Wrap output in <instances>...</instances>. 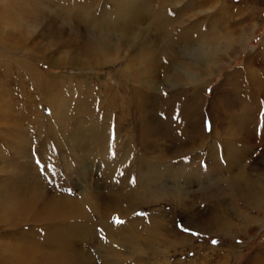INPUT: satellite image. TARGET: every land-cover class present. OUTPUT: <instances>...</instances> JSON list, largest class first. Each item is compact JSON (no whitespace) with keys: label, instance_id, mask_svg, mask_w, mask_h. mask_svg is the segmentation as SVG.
Segmentation results:
<instances>
[{"label":"rangeland","instance_id":"obj_1","mask_svg":"<svg viewBox=\"0 0 264 264\" xmlns=\"http://www.w3.org/2000/svg\"><path fill=\"white\" fill-rule=\"evenodd\" d=\"M16 1L19 3V0H11V2L10 0H0V7L2 8H0V38L6 27L7 31L11 28L8 19L3 22L1 18L3 20L4 17L13 16V11L16 16L21 15L19 12H22V10L18 3L15 4ZM47 1L57 15L50 11L45 21L42 22V26L30 28L28 31L18 30L21 39L18 35L0 39V45L4 44L3 46L9 49H15L12 54L14 55L13 58L15 57L14 60L0 57V63L11 64L13 70V73L10 74L6 72L7 70L2 66L3 64H0V90L2 89L0 91V194L9 186H13L14 191H24L27 196L41 188L42 191L45 189L44 193L48 194L49 197L76 200L80 197L81 190L88 187L94 196H101L109 192L108 187L117 190L122 189L121 184L126 181L127 177L129 180L137 182L140 179L139 174L145 173L142 166L147 167L150 160H155L159 156L171 160L168 162H172L177 168L183 167L186 171H191V174L187 175V179H182L179 183L183 187L191 186L188 183L193 179L195 184L198 185L193 186L192 190L197 191V193L211 183L214 184L211 180L217 175L215 173L222 175L237 173L239 171L237 170L238 166L242 165V170L239 169L244 171L250 178L264 180V0H259V3L253 5L254 11L258 14L253 21L255 25L252 23L254 28H251L254 30L248 47L243 52L235 55V58H229L230 60L228 59L220 64L223 67L217 68L216 74L213 73V76L206 81L202 98L194 96L188 90L185 93V88L170 85L167 80L169 73L165 70L171 64L169 53L160 56L159 64L153 68V72L149 75L145 74L146 79L150 80L151 78V80H154L152 88H141L139 87L140 84L129 81L128 77L120 75L119 71L125 68V60H119L116 64L101 63V65L97 60V56L94 54L88 56L84 42L94 37L96 32L93 29L94 26L110 21L111 17L115 21L120 15L122 0ZM217 1L219 0H212L211 4L209 3L210 5L207 4L203 9L201 8V11L206 12L205 15L233 16L231 20H234L240 29H243L245 24H242L239 18L241 10L239 8L238 12L235 13V11L238 7L247 4L252 5L253 2L251 0H220V4L214 9L213 7ZM224 3L230 8L229 14L220 13ZM17 6L18 8H16ZM172 10L174 11L175 8L173 7ZM198 11L196 10V12ZM83 17L84 19H82ZM85 18L89 21L83 22L82 20H86ZM228 23L222 24V26L209 22L204 24L207 34L205 38L218 36L219 39H223L222 41H226L224 38H227L228 33L232 30V23L230 21ZM56 24H59V27ZM219 29L222 30L218 32ZM2 48L0 46V53L10 55V52ZM123 53L125 54V50H123ZM135 54L134 52L126 53L131 60V64ZM258 54L261 56L259 57ZM24 60L44 74L43 83L33 85V82H31L32 84L29 82L27 69L24 70L26 67L22 63ZM142 61L137 58L135 63L137 65L139 63L141 66ZM248 61L250 62V68H247L249 71H246L245 68L249 66L246 65ZM172 69H177V63L172 64ZM240 70H243V73L237 75L236 72ZM24 72L27 74L23 75ZM246 72H254L256 74H253L254 79L250 80ZM17 73L21 76V80H19ZM26 81L28 84H26ZM255 97L258 98L255 99ZM153 102L155 103L153 104ZM253 102L258 105V114L262 112V115H260L262 122L256 126V130L252 133L248 134L250 131H244L240 134L238 132L242 129L241 123L238 122L240 112ZM145 104L153 107L147 108L148 106ZM224 104L228 105L227 108L232 109L229 123L225 121L230 134L238 133L244 138L240 142L234 141L231 149L228 150L223 149L226 142L223 144L219 138L211 134L214 130L215 118L217 121L215 131L216 133L221 131L220 125L221 122L224 124V120L220 116L219 110ZM142 105L147 110L142 111ZM148 117L154 120L160 119L164 126L160 125L157 129L156 122L152 123L151 120L149 122ZM234 119L236 121H233ZM146 121L152 123V126H156V130L147 128L146 124L148 123ZM71 122L73 123L71 124ZM75 124L78 125L75 126ZM64 126H66V129L70 127L69 130L75 126V128H72L73 132L80 128L77 134L80 135L79 139H81L68 141L61 135L54 138L53 131L59 134ZM204 127L208 136L207 144L213 145L217 151H209L208 146L195 150L194 153L193 150L187 148L179 150L174 148L175 146L173 147L175 137L182 140L184 137L188 138L189 135H193L197 143L202 139L204 140ZM90 128L99 130L102 136L105 135L107 141L104 142V145L106 144L107 147H102L104 141L102 137L99 138L101 145L98 148L97 146L90 147L97 140L91 135L93 131L89 134L88 130L90 131ZM82 133L88 134L86 139H84L86 135ZM84 135V141H82L81 136ZM148 138L157 141L158 149H144L145 152L141 153V142ZM77 140L83 142V149L80 146L76 148L79 143ZM180 142L176 145L178 146ZM184 149L185 152L183 153L185 154H179ZM89 151L90 154H88ZM176 151H179V153ZM174 155L178 158H174ZM229 155L232 157L229 158ZM130 159H142L144 161L141 165L128 162L125 168L120 167L123 161ZM239 161L241 165L238 163ZM79 163H81L80 165L85 163L88 166L81 167ZM45 165H47V169H45ZM111 166L117 167L114 178L116 185L108 182V175L104 172L110 169ZM22 167L25 169L23 170ZM84 174H87L89 178L80 184L77 176ZM200 177L211 179L207 181V183H210L207 185L200 184ZM12 181L13 183L10 184ZM16 183H18V186ZM96 201L97 203L102 201L107 205L105 199L98 200L96 198ZM137 202L132 205L133 208L131 207L130 213L115 214L114 211L110 212V210L108 212L110 223H114L118 227L123 226L125 230L132 229L137 225L136 221L139 222L135 234L142 238L151 237L150 229H147L150 226L147 225L148 223L153 221L162 223L164 229L155 230L157 235L152 246L157 252L163 253L153 256L149 251H143L139 253L138 257L141 256L145 260L137 264H222L226 257L228 264H251L255 261H258L259 264L264 263V227L255 223L261 218V215L254 209H248L242 202L235 204L240 212L237 214L234 211L231 213L232 208L229 207L234 204L229 203V201L226 203L225 210L218 208L217 203L212 201L199 199L191 201L193 206L192 216L188 215L185 219L193 220L196 215L200 214L202 216L201 220H206L208 217H221L230 220V222H233L235 230L229 236L222 233H202L188 228L185 225L186 220L184 221L178 215L181 210L175 207L176 203L170 201L169 198L159 203L147 202L144 204L140 201ZM96 215L97 213L93 212V219L98 222L96 227L81 225L82 228L98 233L86 244H82V248L83 251L88 252V255H91L92 264H107L100 257L103 252L98 249L99 243L103 239L104 225L96 218ZM245 216L249 217L250 220L254 218V221L248 222ZM3 220H6V217L0 214V248L7 240L15 241L19 237H32L35 232L40 235L45 232L41 229L43 225L36 228V225L29 223L28 225L22 224L12 227L10 225L4 226L2 224ZM72 228V225H69L65 230ZM181 235L189 237L191 241H188L183 247L177 245L174 248L170 246V243L174 244L173 242L177 241ZM116 245L119 244L116 243ZM119 249L127 261L134 257H131L134 251L130 246L124 245L123 247L121 245ZM73 251L77 252V248ZM74 255L77 256L79 253ZM255 257H257V260L252 261ZM133 264H136V262H133Z\"/></svg>","mask_w":264,"mask_h":264},{"label":"bare ground","instance_id":"obj_2","mask_svg":"<svg viewBox=\"0 0 264 264\" xmlns=\"http://www.w3.org/2000/svg\"><path fill=\"white\" fill-rule=\"evenodd\" d=\"M211 1L212 0H122L120 4L121 12L116 19L114 18L115 21H113V17L110 16L111 17L109 19L110 21H106V23L104 22L103 24L94 26L93 29H95L97 34L96 32L95 34L93 33L94 37L84 42L86 53L88 54V56L89 55L92 56L93 54L97 56L98 57L97 60L99 61L100 64L101 63L116 64L117 61L119 60H125L126 65L124 66L125 68H122L119 71L120 75H123L124 77L125 76L128 77L127 79L129 81L140 84L139 87L141 88L144 87L152 88L154 80H151V78L150 80L146 79L145 74L149 75L151 72H153L152 71L153 68L159 64L160 56L165 53H169L168 54L170 58L169 61L171 64H169V66H167L165 70L169 73L167 80L170 83V85H172V87L177 86L180 88L181 87L185 88L186 89L184 90L185 93L188 90L192 92L194 96L202 98L203 92H205V85L207 83L206 81L208 80V78H211L213 76V73L216 74L215 71L217 68L221 66L220 64L223 61L228 60L229 58H233V57L235 58V55L243 52L248 47L249 40L252 35V31L254 30L253 29L254 26H252V23L254 24L253 21L255 20V17L258 14L257 12L254 11L253 5L259 3V0H251L253 2L252 5L247 4L237 8V11H235V13L241 10L240 11L241 14L240 16L239 15L238 16L240 18L241 23L245 24V27L243 29H240L239 25L236 24L234 20H231L233 19V16L228 15L227 17L225 15H221V17H218L219 15L216 16L210 14L205 15L206 12L204 13L203 11H201V8L203 9V7L209 4ZM17 3L18 1H16L15 4ZM15 4L14 6H16ZM219 4H220V0L217 1V3H215L213 8L215 9ZM18 6L22 10V12H19L21 13V15L17 13L18 16H16V14L13 11V16H9L6 18L4 17L3 20L1 18V21L3 22L6 21V19H8V24L10 25L11 28H9L10 30L7 31L6 29L7 27H6L4 34H1L0 39L9 38V36L11 35L14 36L18 35L19 39H21L22 37L18 33L19 32L18 30L24 29L28 31L30 30V28L33 27L38 28L42 26L41 24H43L42 22L45 21L47 14H49L50 11H53L47 0H19ZM18 6L16 8H18ZM173 7L175 8L174 11L172 10ZM236 7H234V9H236ZM196 10L197 11L200 10V11L196 12ZM229 10L230 8L224 3L221 7L220 13L225 12L226 14L229 12ZM76 11L78 10L76 9ZM80 11L84 12L83 10ZM53 13L57 15V13H55L54 11ZM82 19H84V17ZM227 20L228 22L230 21V23H232V28H231L232 30L230 33H228V37L224 38L226 41H222L223 39L222 40L219 39L218 36L214 38L213 37L205 38L207 34L204 29V24L209 22V23H216V25L222 26V24L225 23L229 24ZM82 21L86 22L89 20L86 19ZM221 30L222 29H219L218 32ZM3 45L4 44H1L0 46L6 49L8 52H10V55L0 53V57L9 60L12 59L14 60L15 57L13 58L14 55L12 54L15 51V49H9ZM123 50H125V54L123 53ZM127 52L136 53L134 59L132 60V64L130 62L131 60L129 56L126 55ZM258 56L260 57L261 55L258 54ZM137 58L143 60L142 64L140 63L141 66L139 65V63L138 65L135 63ZM249 61L246 63V65L247 64L249 65L248 67L245 68L246 71L247 70L249 71V69L247 68H250ZM22 63L26 67L24 70L26 71L27 69L26 72H28L29 75L28 80H30L29 81L30 83L33 82V85H35V83H40V84L43 83L44 74L40 70L35 69L31 65H29L25 60L22 61ZM174 63L175 64L177 63V69L173 70L172 64ZM0 64L1 65L3 64L2 66H4V68L7 70L6 72H9L10 74L13 73L11 64H6V63H0ZM222 67L223 65L221 66V68ZM26 72H24L23 75L27 74ZM242 73L243 70L236 72L237 75ZM246 73H247L246 74L247 77L250 80H253L255 77L254 75H256L254 74V72L252 73L246 72ZM17 76L19 80L22 79L21 76L18 75V73ZM26 84H28L27 81ZM257 98L255 97V99ZM256 102L255 103L253 102V104L248 105L249 107L243 108V110L240 112V115L238 117L239 118L238 122L241 123L242 129L241 130L239 129L240 130L238 131L239 133L244 131H250L248 133L250 134L254 130H256V126H258V124L260 125V122H262L260 117V115H262V112L261 114H258L259 111ZM154 103L155 102H153V104ZM147 106H148L147 108H149L152 105H147ZM141 107H142L141 108L142 111L146 109L143 107V105ZM227 107L228 105L224 104L221 107V110H219V113L221 114L220 116L224 120L223 121L224 124L221 122L220 125L221 131L219 133H216L215 131L217 129L216 126L217 121L215 118L214 119L215 123L213 124L214 130L211 133L212 136L219 138L223 144L226 142V145L223 146L224 150H228L229 148L231 149V146L233 145L234 141L240 142L241 139H244L241 137L240 135L241 133L239 134L240 136L238 135V133L233 135L230 134L229 127H227L226 125L227 123L225 121L228 122L229 117L232 115L231 113L232 109H229ZM145 114L147 115L148 113ZM149 117H148L149 122L150 120L152 123L154 121L156 122L155 125L157 126V129L158 127H160V125L162 126L164 124L158 118H157L158 120L156 119L157 120L156 121ZM233 121L236 120L234 119ZM142 122L144 123V121ZM149 122L146 121V123H148L146 124V127L150 128L151 130L154 129L156 130V126H152L151 125L152 123ZM72 123L73 122H71V124ZM77 125L78 124H75V126ZM75 126L72 128H75ZM72 128L71 130H69L70 127L66 129V126H64L63 130L61 132L59 131V134L53 131V135L55 136L54 138H56V136L59 137V135H61L66 139H68V141L74 139L80 140L81 139V138L79 139L80 135L77 134V131L80 128H77L78 129L77 131H75L76 130L75 129L74 130L75 132H73ZM142 128L144 127L142 126ZM91 131H93V134H91L92 133ZM83 132L85 131L83 130ZM88 132L97 139L96 141H94L93 144L90 145V147L93 148L94 146L95 147L97 146L98 148L99 145H101L99 139L100 137L104 139V141L102 139L103 141L102 147L103 148L105 146L107 147L106 144L104 145V142L107 141V139H105V135L104 136L101 135L99 130L91 129L90 131L88 130ZM82 134L86 135V137L85 135L81 136L82 139L84 137H85L84 139H86L88 134L86 133H82ZM148 135L150 134L148 133ZM203 136H204V140L202 139V141H200L199 143H197L194 140L195 137L193 135H189L188 138L187 137L186 138L184 137V139L181 138L182 140L180 139L178 140L175 137L173 140L174 143L173 147L175 146L174 148H177L179 150L180 149L182 150L183 148H187L191 151L193 150L192 151L193 153L195 152V150L201 149L206 146H208V150L211 152L217 151L213 145L207 144L208 136L205 133V127H204ZM84 139L82 141H84ZM148 139H145V141L141 142L140 145L141 153L145 152L144 149L146 150L158 149L157 141L153 139L152 140L151 139L148 140ZM179 141L181 142L177 146L176 144ZM79 146L80 148L83 149L84 148L83 142L82 143L79 142L76 148H78ZM83 152L85 151L83 150ZM155 152L157 153V151ZM176 152L179 153V151ZM183 152H185V149L179 154L184 155L185 153ZM90 153L91 152L89 151L88 154ZM24 157L26 156L24 155ZM228 157L230 158L232 156L229 155ZM233 157L238 158L239 156H233ZM76 158L78 159V157ZM132 158H133V154H132ZM174 158H178V157L175 156ZM155 160L154 159L150 160L148 162V165L146 164L147 167L142 166L145 173L139 174L140 179L137 180V182L131 179L129 180L127 177L126 181L121 184L122 189L117 190L116 188L108 187L109 192L101 196L100 195L94 196V194L89 191L88 187H85L83 190H81L80 197H78V199L76 200H68L58 197H49L48 194L44 193L45 189L42 191L41 188H38L36 192L28 196L27 194L25 195V192L22 190L14 191L13 186L11 187L9 186V188L3 190V192L0 194V214L4 215L6 217V220H3L2 224L4 226L10 225L12 227H15V226H20L22 224L28 225L30 223L36 225V228H40L43 225L44 228L42 227L41 229L42 231L45 232L41 235L35 232L36 236L34 235L32 237L30 236L21 237V238L19 237L15 241L7 240L6 242H4L3 246L0 248V264H92L91 255H88L87 254L88 252L83 251L82 244H86L88 240H91V238L97 235L98 233L96 231L91 232L90 230L82 228L81 225L93 226V227H96L98 225L97 224L98 222H96V220L93 219L94 217L93 212L97 213L96 218H98V220L102 222V225H104L103 226L104 231L102 233L103 239L102 242L99 243V248H98L103 252V255L100 257L104 259V262H107V264H133V262L134 263L136 262L137 264L138 262L145 260L143 257L141 258V256L138 257L139 253H142L143 251H149L151 255L157 256V254L159 255L163 252H157L152 246V244L153 242H155V236L157 235L155 230L159 231V228L164 229L161 222L153 221L152 223H148L147 225L150 226H148L147 229L148 230L150 229L149 232L151 237L142 238L138 234H135V229L140 224L139 222L136 221L137 225L132 229L128 228L125 230L124 229L125 227L123 226L118 227L116 226V224L114 223L112 224L109 221L110 220V217L108 215L109 210L110 212L114 211L115 214L121 212L130 213L129 211L131 207L133 208L132 205L134 203L135 204L138 203L137 201H140L144 204H146L147 202L159 203L160 201H165L166 198H169L170 201L176 203L175 207L181 210L178 215H180L184 219V221L186 220L185 225L188 228L198 230L202 233H211V232L222 233L225 234L226 236H229V234H232L235 230L233 226V222H230V220L223 219L221 217H208L206 220L205 219L201 220L202 216L200 214L196 215L195 219L193 220L185 219V217H188V215L192 216L191 213L193 211L192 209L193 206L191 201L198 199L203 201H212L213 203H217L218 208L222 210H225L226 203L227 201H229V203L234 204L232 205V207L228 206L230 209L232 208L231 213H233L234 211V213L237 214L240 212L235 207L236 206L235 204L238 202H242L244 206H246L248 209L251 208V210L254 209L260 213L261 218L258 219L257 222L255 223H258L264 227V180L250 178V176L246 175L244 171H241L243 165L238 166L237 170L239 171L237 173L228 174V175L215 173L217 175H215L212 180L208 178L209 180L213 181L214 184L211 183L210 185H208L207 187H205L204 189H202L197 193V191L192 190L193 186L198 185L195 184V181H193V179L190 180V182L188 183L191 186L183 187V185L179 183L180 180L182 179L186 180L187 175L189 176V173L191 171L188 172L183 167L177 168L175 164H173L172 162H168L171 160H167L166 157L163 156L156 157ZM143 161L144 160L142 159L141 160L130 159L123 162L121 161L122 165H120V167L125 168V165L128 162L141 165ZM85 163L84 165H86ZM238 163L240 164V161ZM80 164L81 163H79V165ZM84 165H80V166L82 167ZM86 166H88V164ZM81 167L80 169H82ZM239 168H241V170ZM22 169L24 170L25 168L22 167ZM218 169L219 168L217 166V170ZM116 170H117L116 166H111L110 169L104 171L105 174L108 175V182H110L111 184L115 182L114 178L116 175ZM34 177L36 178V176ZM77 178L81 184V182H85L89 178V176L87 174H84L82 176L81 175L77 176ZM208 179L207 177L206 178L200 177L199 178L200 184H205V185L209 184L210 182L207 183ZM12 183L13 181L10 182V184ZM116 184L117 183H114V185ZM16 185L18 186V183H16ZM95 197L98 198V200L105 199L107 201V205H105L104 202L102 201H99L97 203ZM226 198L228 199L225 200ZM245 218L248 222L254 221L253 220L254 218L251 220L247 216H245ZM69 225H72L73 228L70 230L69 229L65 230L69 227ZM177 241H174L173 242L174 244L170 243V246L174 248H176L177 245L183 247L184 244L188 243V241L191 240L189 237L185 235L184 236L181 235ZM116 243L119 245L117 246ZM121 245L123 247L124 245L130 246L131 249L134 251V253H132L131 256L134 257L131 260L127 261L126 259H124L123 253L119 249ZM75 248H77V252L73 251V249ZM77 253H79V255L75 256L74 254ZM255 259L257 260V257H255L252 261H255ZM125 261L127 262L125 263ZM223 261L224 262L222 264L229 263L227 257L224 258ZM253 263L259 264L258 261H255ZM261 264L264 263L261 262Z\"/></svg>","mask_w":264,"mask_h":264},{"label":"snow or ice","instance_id":"obj_3","mask_svg":"<svg viewBox=\"0 0 264 264\" xmlns=\"http://www.w3.org/2000/svg\"><path fill=\"white\" fill-rule=\"evenodd\" d=\"M209 130H211V129H209ZM45 169H47V165H45Z\"/></svg>","mask_w":264,"mask_h":264}]
</instances>
